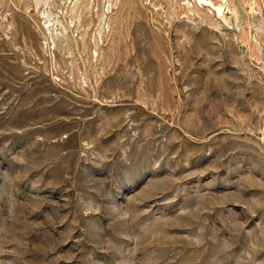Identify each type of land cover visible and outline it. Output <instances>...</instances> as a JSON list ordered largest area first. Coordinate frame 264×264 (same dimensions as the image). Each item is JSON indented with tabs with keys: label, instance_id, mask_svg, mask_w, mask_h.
Segmentation results:
<instances>
[{
	"label": "rangeland",
	"instance_id": "374dc122",
	"mask_svg": "<svg viewBox=\"0 0 264 264\" xmlns=\"http://www.w3.org/2000/svg\"><path fill=\"white\" fill-rule=\"evenodd\" d=\"M0 264H264V0H0Z\"/></svg>",
	"mask_w": 264,
	"mask_h": 264
},
{
	"label": "bare ground",
	"instance_id": "6f19581e",
	"mask_svg": "<svg viewBox=\"0 0 264 264\" xmlns=\"http://www.w3.org/2000/svg\"><path fill=\"white\" fill-rule=\"evenodd\" d=\"M217 11H219V10H217Z\"/></svg>",
	"mask_w": 264,
	"mask_h": 264
}]
</instances>
